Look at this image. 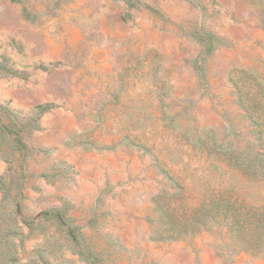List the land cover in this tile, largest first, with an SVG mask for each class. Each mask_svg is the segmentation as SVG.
<instances>
[{
    "label": "rangeland",
    "instance_id": "1",
    "mask_svg": "<svg viewBox=\"0 0 264 264\" xmlns=\"http://www.w3.org/2000/svg\"><path fill=\"white\" fill-rule=\"evenodd\" d=\"M0 264H264V0H0Z\"/></svg>",
    "mask_w": 264,
    "mask_h": 264
},
{
    "label": "trees",
    "instance_id": "2",
    "mask_svg": "<svg viewBox=\"0 0 264 264\" xmlns=\"http://www.w3.org/2000/svg\"><path fill=\"white\" fill-rule=\"evenodd\" d=\"M20 146L19 147H22V144H19ZM22 148H20L19 150H21Z\"/></svg>",
    "mask_w": 264,
    "mask_h": 264
}]
</instances>
